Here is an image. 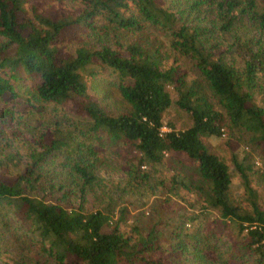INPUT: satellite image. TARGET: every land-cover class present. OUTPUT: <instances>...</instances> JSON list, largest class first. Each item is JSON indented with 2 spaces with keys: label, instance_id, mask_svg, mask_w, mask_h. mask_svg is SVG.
I'll list each match as a JSON object with an SVG mask.
<instances>
[{
  "label": "trees",
  "instance_id": "1",
  "mask_svg": "<svg viewBox=\"0 0 264 264\" xmlns=\"http://www.w3.org/2000/svg\"><path fill=\"white\" fill-rule=\"evenodd\" d=\"M74 1L0 0V264H264V0Z\"/></svg>",
  "mask_w": 264,
  "mask_h": 264
},
{
  "label": "rangeland",
  "instance_id": "2",
  "mask_svg": "<svg viewBox=\"0 0 264 264\" xmlns=\"http://www.w3.org/2000/svg\"><path fill=\"white\" fill-rule=\"evenodd\" d=\"M35 1V4H45V5H57V6H62L65 9H71L74 5H77L74 0H61L60 2H57L55 0H32V2ZM106 84V83H105ZM105 84L102 82L99 86V88L104 89ZM108 89V88H107ZM110 93H112L110 91ZM1 107V105H0ZM165 118L168 119L169 121L173 122L175 127H183L187 125L188 123V116L187 114L179 109L178 107L172 105L169 110L166 111ZM16 128H11L10 125L6 126V131L8 133V137L10 138L12 134H10V131L15 132V138L13 139L14 143L19 147L18 149L23 152L27 149V146L29 144V137L25 136L23 134V130L19 129V126L15 124ZM165 129V126L163 127ZM38 129H35L37 131ZM211 142L216 144V150L219 152H222L224 154H230L232 151L236 154H244L243 156L246 157V159H243V162L246 164V162L251 161L253 163V168L258 169L259 171L264 170V152L259 151L257 149H251L249 146H246L240 141H237L233 136L229 135L226 132H223L222 135L219 137H212L210 139ZM246 150V151H245ZM110 164H114V162H110ZM253 181L251 182L253 185L254 183L256 184L258 191H259V196L264 203V180L259 177L257 174H253ZM237 181V178L235 179V183ZM239 189V188H238ZM151 199L148 201V205H150ZM139 209V208H138ZM147 208H144V211L146 212L147 216H150V212L146 211ZM135 211V210H133ZM143 220V219H142Z\"/></svg>",
  "mask_w": 264,
  "mask_h": 264
}]
</instances>
